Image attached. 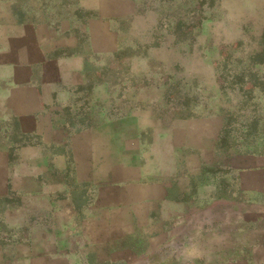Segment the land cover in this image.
Here are the masks:
<instances>
[{
    "label": "crops",
    "instance_id": "1",
    "mask_svg": "<svg viewBox=\"0 0 264 264\" xmlns=\"http://www.w3.org/2000/svg\"><path fill=\"white\" fill-rule=\"evenodd\" d=\"M145 2L0 0V264L134 263L200 226L190 210L243 226L244 204H264V0H201L218 15L187 32L198 76L162 66L175 33L150 34ZM243 48L252 61L228 68ZM226 84H249L245 112Z\"/></svg>",
    "mask_w": 264,
    "mask_h": 264
},
{
    "label": "rangeland",
    "instance_id": "2",
    "mask_svg": "<svg viewBox=\"0 0 264 264\" xmlns=\"http://www.w3.org/2000/svg\"><path fill=\"white\" fill-rule=\"evenodd\" d=\"M196 1L198 2L192 6L189 5L188 0H146L139 9L141 12L142 10L147 12L144 26L148 28L150 34L159 31L175 33V38L166 36L163 44L155 49L156 56L163 59L162 66L167 67L168 64L175 63L176 68L179 66L197 68L193 74L198 76L199 73H205L207 67L202 65L201 56L199 58L197 54L188 52L187 44L190 42L187 32L190 29L194 30L198 23L202 25L203 17L207 18L210 14L218 15V11L217 7L202 6L201 0ZM244 31L248 32L246 26ZM260 47L261 45H259ZM250 50L243 48L241 56H226L227 67L232 69L235 65L241 64L246 68L245 65L252 61ZM209 57L213 60V56ZM231 73L234 71L229 73L230 79L228 77V80H232ZM259 74H262L263 79L258 82L264 89V70H260ZM247 82L251 83L250 80ZM247 85L249 84L241 86V90L239 89L238 92L228 84L223 87V92L227 91L229 99L239 101V106H243V112L246 111L245 107L248 105V101L240 93L247 94V97L254 99L251 94L246 93V90L250 88ZM191 89L195 92L193 95L195 103L205 106L203 87L195 83ZM183 90L181 94H186L187 91ZM248 127L249 125H244V141L251 140L253 136L246 134L249 133ZM9 142V131L2 133L0 130V143ZM221 187L223 188L221 190L232 191V184L231 187L229 184L225 187L221 184ZM258 201L264 203V201ZM250 207L249 203L243 206V226H229L234 221V216L221 214L218 209L200 210L199 212L190 210L186 217L188 223L200 226H177L168 239L163 240L160 245L153 247L144 255H142V251L141 254L137 253L138 262L128 264H264V204L251 207L252 210L249 209ZM255 213H257V219H255ZM1 218L0 215V223ZM10 233L6 230V226L0 224V241L8 239ZM139 241L141 240L138 238L135 240L137 244Z\"/></svg>",
    "mask_w": 264,
    "mask_h": 264
}]
</instances>
